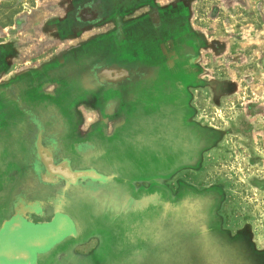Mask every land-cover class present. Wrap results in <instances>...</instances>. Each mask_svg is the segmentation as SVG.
Instances as JSON below:
<instances>
[{
  "label": "rangeland",
  "instance_id": "1",
  "mask_svg": "<svg viewBox=\"0 0 264 264\" xmlns=\"http://www.w3.org/2000/svg\"><path fill=\"white\" fill-rule=\"evenodd\" d=\"M153 2L0 0V46L11 45L0 54V83L13 85L0 104V231L16 216L44 222L57 211L76 227L35 264H233L251 257L234 251L238 215L264 238V6L248 0L219 15L220 0H193L189 10L162 12L210 41L219 16L224 37L242 41L219 105L195 86L182 97L179 76L157 81L166 63L158 33L147 19L134 23ZM82 13L103 21L93 26ZM69 19L83 28L73 41ZM169 26L162 35H178ZM215 66H207L213 84ZM142 67L161 71L143 81ZM124 69L123 84L109 76ZM37 134L59 161L109 182L52 181L39 166Z\"/></svg>",
  "mask_w": 264,
  "mask_h": 264
},
{
  "label": "flooded vegetation",
  "instance_id": "2",
  "mask_svg": "<svg viewBox=\"0 0 264 264\" xmlns=\"http://www.w3.org/2000/svg\"><path fill=\"white\" fill-rule=\"evenodd\" d=\"M153 4L150 5V11L145 17H140L139 19L135 20L134 23H140L145 21L150 22L151 29L153 31V34L157 35V39L159 41L156 42V47L159 51H161V55L165 56L166 63L165 66L162 67V73L161 68L155 67L152 69L151 72H149L150 75H152V72H160V75H158L157 81H162L159 76L164 77L166 74L171 75L172 77H180L182 80H190V78L193 79L194 82L192 84H187L185 81H181L179 83H176V88L179 90V92L183 93L184 95L186 92H190V86L198 87L197 89H203L206 91H209L211 93V96L213 98V102L220 105L222 102V99L226 96L224 95L226 92H223V89L227 88L229 85L231 87V84L227 82L228 79L225 77L227 76V71L230 70V67L237 66L239 64V58L240 54L243 56V53L238 51V44L241 43L239 37H233V36H226L224 37V34L222 33L224 24H222V20H220L219 16L217 19V24L220 26V34L214 38L213 41H210L208 39V36L203 33L201 30L195 31L190 30V27L188 26L187 20L182 21L181 26L176 24L175 22L171 21H165L162 19V12L164 11H185L186 9L189 10L190 6L192 5L193 0H172V3L167 4L165 7L160 6L159 2L157 0H153ZM202 3L205 2V0H198ZM237 1V2H236ZM240 0H220V5L216 6L217 13L222 14L224 12H236L239 8L246 9V2L248 0H241V2H238ZM257 8L252 7V9H256L257 11H262V6H264L263 2L264 0H259ZM205 4V3H204ZM205 6V5H204ZM259 8V9H258ZM87 23H91L93 26H98L102 23L103 20L97 19V20H90V14L84 15L82 13V18ZM72 25L70 27L71 31L73 32V35L71 38H67L68 41H73L76 39L77 34L74 35V33L78 30H82L80 26L76 25V22L74 19H69ZM229 22V21H227ZM175 26L174 30L181 29L177 32L178 35L176 36H164L163 33L167 32V30H164L168 25ZM123 25V24H122ZM119 25V28L125 27V25ZM223 25V26H222ZM169 26V27H170ZM253 26V25H252ZM88 27V26H86ZM90 27V26H89ZM189 28V29H188ZM57 34H60L57 31ZM8 46L11 45H2L0 46V54L3 55L2 52L5 51V49H8ZM235 47V48H234ZM157 50V51H158ZM211 51V52H210ZM233 51V52H232ZM210 52L212 56L211 60L208 62L207 53ZM9 60V59H8ZM217 64L215 66L218 71V77L215 79H219L216 81L215 84H213L211 81H209L208 77V64L209 63ZM63 61H60V65H63ZM264 63L259 62L258 63V69H261V66ZM10 66V63H8ZM31 65V64H30ZM1 67V66H0ZM4 70L0 72V78L3 80L2 75ZM127 70H118V71H111L109 73V76L112 77L111 79L118 81L120 84H123V81L125 80ZM147 73L140 68V70H137L136 75L140 76V78H143V81H146L145 79L148 78ZM155 76V74H153ZM189 78V79H188ZM227 84V85H226ZM233 87L237 89V85L233 84ZM13 91V85L12 83H0V104L6 99L10 98V93ZM218 98H221L220 100ZM219 100V101H218ZM191 101H189V104ZM41 137L43 146L52 152L53 158H54V165L62 164L65 161H59L57 159V156L55 154V148H52L50 146H46L44 143V139L41 135L37 134V143L39 141V138ZM36 143V154L39 157V150ZM206 151V150H205ZM39 166H42L46 172V165L41 160L39 161ZM58 183H66L59 179ZM257 184V183H256ZM57 212H55L56 215ZM234 214L238 215L236 212ZM239 218L242 219V216L238 215V217L235 218V229L233 233V239L232 243L234 245V251L238 254L240 251H250L251 257H248L246 255V259L242 260H236L233 262V264H264V238H261V236L256 234L255 226L252 222L249 223L248 217H244L242 222L239 220ZM223 231V229L221 230ZM69 239V238H68ZM67 240V239H66ZM59 246V245H58ZM57 247V246H56ZM52 249L49 252L42 253L38 256V259L36 263L39 262V257L47 255L54 251L56 249Z\"/></svg>",
  "mask_w": 264,
  "mask_h": 264
},
{
  "label": "water",
  "instance_id": "3",
  "mask_svg": "<svg viewBox=\"0 0 264 264\" xmlns=\"http://www.w3.org/2000/svg\"><path fill=\"white\" fill-rule=\"evenodd\" d=\"M37 147L38 158L46 165L48 177L52 181L63 180L66 188L77 186L86 180L97 183H107L110 180L95 170H74L68 161L54 165L52 152L43 146L41 137ZM75 228L70 217L59 211L52 220L44 222L16 216L0 231V264H35L40 254L49 252L60 242L76 236Z\"/></svg>",
  "mask_w": 264,
  "mask_h": 264
},
{
  "label": "crops",
  "instance_id": "4",
  "mask_svg": "<svg viewBox=\"0 0 264 264\" xmlns=\"http://www.w3.org/2000/svg\"><path fill=\"white\" fill-rule=\"evenodd\" d=\"M237 2V1H236ZM238 2H241V0L240 1H238ZM247 3V2H246ZM175 80V79H174ZM181 81H185V80H182L180 77L176 80V81H174V82H176V83H179V82H181ZM186 82V81H185ZM168 83V82H167ZM175 83V84H176ZM188 84V83H187ZM168 86V85H167ZM180 95H182V97H187L188 96V93L186 92V94L184 95L183 93H181V92H179V90H176ZM161 92V90L159 89V88H157L155 91H152L151 93H153V94H158V96L160 95L159 93ZM175 92V91H174ZM161 96V95H160ZM120 97V96H119ZM173 97H176V95H175V93L173 94ZM174 101H176V99L174 100ZM189 101H190V98H189ZM153 102V101H152ZM187 103V101L185 102V100H184V104L182 105V107H184V108H190V104L188 105V104H186ZM173 104H175V102H173ZM158 107H159V104H158Z\"/></svg>",
  "mask_w": 264,
  "mask_h": 264
}]
</instances>
